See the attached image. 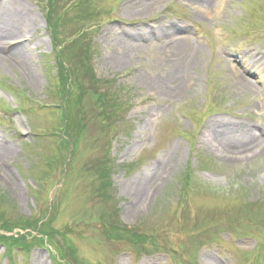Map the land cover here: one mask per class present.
Here are the masks:
<instances>
[{"label": "rangeland", "instance_id": "rangeland-1", "mask_svg": "<svg viewBox=\"0 0 264 264\" xmlns=\"http://www.w3.org/2000/svg\"><path fill=\"white\" fill-rule=\"evenodd\" d=\"M14 29L0 264H264V151L233 136L264 131V85L231 75L264 55V0H0Z\"/></svg>", "mask_w": 264, "mask_h": 264}, {"label": "bare ground", "instance_id": "bare-ground-1", "mask_svg": "<svg viewBox=\"0 0 264 264\" xmlns=\"http://www.w3.org/2000/svg\"><path fill=\"white\" fill-rule=\"evenodd\" d=\"M194 2H196L197 4H199L201 6V11L202 12H209L212 10V0H194ZM18 30H9L6 33H3L0 30V45H1V40L5 41L6 39H9L11 36H18L20 35ZM5 32V31H4ZM6 42V41H5ZM4 48H6L5 46H3ZM1 48V46H0ZM11 51V52H10ZM195 51L198 52L200 51L199 47L195 48ZM9 53L17 56V57H21L20 53V49L16 48L13 51L9 50ZM192 61H190V64H193V59H191ZM235 61H237L239 63L240 66V70L238 67H236L235 65L231 66V69L233 70L231 72L232 75V80L235 81V86L234 89L235 90H241V91H247L250 90L252 92V89L254 88L255 82L251 81V79H257L256 81L259 82L262 86L264 85V55L263 54H255L252 53V58L248 61L245 59H236ZM186 73V71H184ZM229 82L231 83V80H229ZM228 82V83H229ZM185 89L181 87L180 91L183 92ZM262 92H260L259 94H261ZM219 124V122L217 123ZM254 125L249 127L247 129V127L245 128V133L241 132L237 135H234V139H236L239 142H243L241 144H244L245 141L250 142L248 144H251L247 151L248 153L250 152L251 155L250 157H255V155H258L260 153H262L264 151V131H260L258 134V137L256 135L253 134V129H254ZM236 137V138H235ZM215 149L217 150L216 146H214ZM2 148V147H1ZM218 150H220V147L218 146ZM2 151L5 152V154H9L11 152L10 148H2ZM249 157V158H250ZM144 193V190H140L139 195H137V197H141V195Z\"/></svg>", "mask_w": 264, "mask_h": 264}, {"label": "trees", "instance_id": "trees-1", "mask_svg": "<svg viewBox=\"0 0 264 264\" xmlns=\"http://www.w3.org/2000/svg\"><path fill=\"white\" fill-rule=\"evenodd\" d=\"M64 91V90H63ZM99 98H100V101L103 103L104 102V100L106 99V98H104V97H101V96H99ZM121 106H120V108H119V110L121 111ZM108 115H109V117L112 119V118H114L112 115H110L109 113H108ZM108 228H107V232H108V234H111V233H115V232H118L119 234H121V236H129V235H131L132 234V232H126L124 229H121L120 231H119V229L117 228V227H115L114 225H109V226H107ZM16 240V239H15ZM71 248V247H70Z\"/></svg>", "mask_w": 264, "mask_h": 264}]
</instances>
